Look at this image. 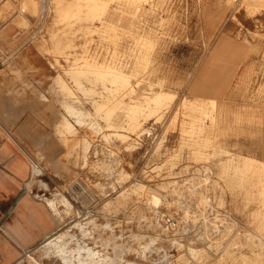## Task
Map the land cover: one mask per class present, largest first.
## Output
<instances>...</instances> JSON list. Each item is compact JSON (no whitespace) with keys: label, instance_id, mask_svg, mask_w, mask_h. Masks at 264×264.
<instances>
[{"label":"rangeland","instance_id":"1","mask_svg":"<svg viewBox=\"0 0 264 264\" xmlns=\"http://www.w3.org/2000/svg\"><path fill=\"white\" fill-rule=\"evenodd\" d=\"M9 1V9L0 4V119L46 124L43 132H32L28 185L35 199L46 202L61 192L73 206L51 236L69 231L81 237L82 245L106 258L104 264H264V169L245 172L237 157L264 161V9L253 12L248 0H108L104 21L114 29L97 21L100 30L89 33V21L58 22L60 0H37L36 11L24 9L23 0ZM149 34L156 39L151 62L132 82L141 89L137 97L161 85L177 93L164 106L162 119L143 122L135 134L120 128L129 136L122 140L101 116L86 117L64 147L53 127L63 105L94 113L92 94L76 89L65 70L93 55L130 71L137 39ZM54 35L67 39L63 56L47 52ZM31 48L28 53L41 66L24 69V52ZM58 74L76 90L71 97L55 84ZM218 92L227 114L221 133L207 116L206 98ZM187 98L195 104L184 107ZM242 109L246 115L238 116ZM124 111L116 117L122 127L128 123ZM92 120L103 129H92ZM107 133L114 134L107 139ZM84 138L91 143L87 152L82 143L76 145ZM34 163L42 168L41 176L34 175ZM139 184L146 187L136 190ZM76 223L85 224L91 236L84 238ZM48 238L13 264H63L43 255Z\"/></svg>","mask_w":264,"mask_h":264},{"label":"bare ground","instance_id":"2","mask_svg":"<svg viewBox=\"0 0 264 264\" xmlns=\"http://www.w3.org/2000/svg\"><path fill=\"white\" fill-rule=\"evenodd\" d=\"M54 1H56V0H54ZM128 1H131V2L136 1L137 2V0H128ZM143 1L144 0H142V2ZM0 4H3L4 9H9L12 5V3L9 0H0ZM144 4H146V3H144ZM43 5H44V3H43ZM56 5H57L56 9H57V20H58V22H64V21L65 22L66 21H78L79 22V21H83V20L89 21V22H91L90 23L91 26L88 27L89 33H93L95 31L100 30L101 27L95 26V23L97 21L100 22V25L102 24V27H105V28L115 27V26H113L112 23L108 24V23H105L106 21H104L105 16L107 14V11L109 9V1L108 0H70L67 3L60 0V2H58ZM122 5H123V3H122ZM22 6L24 9L32 8L34 10L37 9V7H39V6H37V0H23ZM248 6L253 10V12L258 11L261 8L264 9V0H248ZM125 7H126V5H125ZM157 9H158V7H157ZM37 10H39V9H37ZM136 10H137V7H136ZM35 11H34V14H35ZM134 13H136V12L134 11ZM50 14H51V12H50ZM144 14L145 13H143V15ZM154 14H155V12H154ZM37 15H39V12ZM3 16H4L3 8H1L0 9V19L3 18ZM119 16H120V14L118 15V17ZM127 19H131V18H127ZM23 20H25V19H23ZM117 20H119V19H117ZM111 21L112 20H110V22ZM116 22H115V24H116ZM56 25L58 26L59 24H56ZM59 27H60V25H59ZM125 27H126V25H125ZM135 31H136V29H135ZM105 32H106V30H105ZM107 36H108V34H107ZM61 38L62 37H59V39H61ZM52 39H53V48L52 49L47 48L48 49L47 52H50V54L54 53V54H59V55L63 56V54L65 53L64 52L65 49L67 50V48L69 47V45L66 44L67 39H66V42H62V40L64 38L62 40H59L55 37V35L52 36ZM117 43H119V42H117ZM155 45H156V39L154 37L150 36V34L149 35H143L139 39H137V49L135 50L134 55H132L133 56L132 57L133 58V68L127 72L125 71L123 66H119V64H117V63H113V64L107 63V62H105L106 60L104 62L103 61L101 62L97 59L96 56H93V55H91V56L86 55L85 57L83 56V61H81V62L74 61L69 66V68L65 70V74L69 77V79L74 84V86H76V89L83 91L85 93H91L92 94V95H90L91 96L90 101L92 103V106L94 107V113L84 111V110L80 109L79 107H77L73 104L65 103L63 105L64 114L58 121H55L53 127H54V133L60 139V141L64 147L68 148L70 146V142L73 140V137L76 135L78 128L85 124L86 117H92V116L100 117L101 116L104 119L103 121H105L104 126L107 127L109 130H115L114 131L115 135L117 137L121 138L122 140H126V138H128L129 136L127 134H125L126 132L123 133V131H119L120 128L125 129V130L129 131L130 133L132 132L135 134V133H138L139 131H141L142 125L144 124L143 122H146L148 120L152 121L155 118L158 120L160 118L162 119V116L165 114L164 106L167 105L168 103L174 102L176 100L177 93L173 90L163 89L162 88L163 86L161 85L162 87L159 86L160 88L158 90L151 88L149 93H148V91H146L147 93L144 96L137 97V94L141 89L139 87V84H133V82H132V79L138 75L139 69H141V68L145 69L149 66V64L151 62L150 51L155 47ZM215 55H214V57H215ZM54 59L56 61H58L57 57ZM149 73H151V72H149ZM54 80H55V84L57 85L61 94L71 97L74 94V92L76 91V90L73 91V88L68 84V82L63 78V76L61 74H58L56 77H54ZM85 82L90 83L89 84L90 86L87 87L85 85ZM152 82H154V81H152ZM157 87H158V85H157ZM41 98L48 100V97L46 95H42ZM185 101H186V103H185L186 105L184 104L183 105L184 107L188 106V105L193 106L196 102V99L187 98ZM209 104L211 106L210 108H211L212 112L214 110H216V107H217V101L216 100H210ZM121 109L125 110L124 112H126V117L128 118V123L125 127L119 126L118 123L116 122V117L118 115L119 110H121ZM178 112H180L179 107L176 111V114ZM207 116L214 118V115H212V114L211 115L207 114ZM70 118H73L74 121H71ZM98 123H99L98 121H93L90 124L91 128L94 130L103 129L102 127H100L98 125ZM157 124H156V127H157ZM114 133H112V134H114ZM112 134L107 133L104 136H105V138L108 139ZM138 137L139 136H137V138ZM112 138H110V139H112ZM80 143L83 144V148H84L85 152L89 151L91 143L87 138H84L80 142H77L76 145H79ZM67 155L70 156V151L67 153ZM84 157H85V155H84ZM240 160L242 162V165H241L242 169L245 172L255 173L259 170L264 169V163L259 162L258 160L254 159V158L244 157ZM229 162L231 163L232 159H230ZM227 166H229V165H227ZM227 166H225V168ZM33 172H34L35 176H41L43 174L42 168L35 163L33 164ZM123 177H125V176H123ZM125 178H124V180H125ZM202 179H203V177H202ZM39 181L46 188L49 187L42 180H39ZM202 182H204V181H202ZM145 187H146L145 185L139 184V186H137L136 190L144 189ZM176 187H178V186H176ZM56 195L58 196L57 198L47 199L46 202L48 203L51 210L53 211V213L55 215V219H57V222H59V221H62L65 219L64 213L71 214V212L73 210V206L65 194L59 192V194H56ZM123 198H125V197H123ZM73 227L77 228V230L80 231V234L84 238L91 236V232H90L91 230L88 231L85 227V224L76 223ZM74 240L77 241L76 246L71 247L70 244ZM79 240H81V237L79 239L76 237L75 234H72V235L69 234V231L62 232L59 234H55V235L49 237L43 243V245L41 247L42 250L44 251L43 255L48 257V258L56 257V258L60 259V261H62L63 264H104V262L106 261V258H104L100 254V251L95 250L94 248L90 247L89 245H82L79 242ZM81 242H83V241H81Z\"/></svg>","mask_w":264,"mask_h":264},{"label":"crops","instance_id":"3","mask_svg":"<svg viewBox=\"0 0 264 264\" xmlns=\"http://www.w3.org/2000/svg\"><path fill=\"white\" fill-rule=\"evenodd\" d=\"M30 50L32 48L24 52L26 59L22 67L40 68L41 60L33 58L28 53ZM250 71L241 83L245 84V79L251 75ZM245 89V85L242 86V91ZM220 93L206 98L208 101H217L216 110H210L209 113L214 115L219 133L227 119ZM245 110L242 109L238 116H245ZM45 126L40 120L36 123L11 124L0 119V264L17 262L25 252L54 234L58 227L50 206L42 199H35L28 185L32 177V154L35 147L33 133L43 132Z\"/></svg>","mask_w":264,"mask_h":264},{"label":"built area","instance_id":"4","mask_svg":"<svg viewBox=\"0 0 264 264\" xmlns=\"http://www.w3.org/2000/svg\"><path fill=\"white\" fill-rule=\"evenodd\" d=\"M158 221L161 222V223H163V225H164V227H165L166 229L169 228V226H168L169 224H168V222H166V221L164 220V218L160 217Z\"/></svg>","mask_w":264,"mask_h":264}]
</instances>
